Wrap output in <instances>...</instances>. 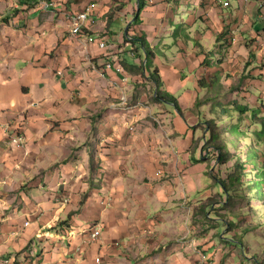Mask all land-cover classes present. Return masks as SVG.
<instances>
[{
  "label": "crops",
  "instance_id": "1",
  "mask_svg": "<svg viewBox=\"0 0 264 264\" xmlns=\"http://www.w3.org/2000/svg\"><path fill=\"white\" fill-rule=\"evenodd\" d=\"M175 1L179 14L184 9L190 20L213 24L197 38L200 45L211 51L223 44L232 61V53H243L231 77L222 73L224 97L264 113V0L234 1L231 8L216 0ZM90 5L93 16L76 37L67 14ZM136 8L134 0H0V264H199L203 254L210 264H246L233 239L220 235L222 218L202 217L215 193L203 183L210 168L206 142L196 136L219 115L205 107L196 112V103L205 93L200 81L216 69H204L190 43L179 57L184 72L179 62L161 71L183 112L166 103L137 105L146 96L137 85L143 77L108 65H141L146 56L133 36L145 31L157 50L174 25L162 16L175 8L171 0H150L143 25H135ZM163 56L157 53V65ZM163 108L172 115L167 137L150 123ZM13 134L25 135L26 147L13 143ZM106 197L111 207H103ZM97 223L103 234L90 242L86 233Z\"/></svg>",
  "mask_w": 264,
  "mask_h": 264
},
{
  "label": "rangeland",
  "instance_id": "2",
  "mask_svg": "<svg viewBox=\"0 0 264 264\" xmlns=\"http://www.w3.org/2000/svg\"><path fill=\"white\" fill-rule=\"evenodd\" d=\"M134 1H135V5L137 6L139 4V1H137V0H134ZM171 1H172L173 8H176V1L175 0H171ZM193 5H195V2ZM119 9L120 8L116 9V12H118ZM137 9H139V8H136L135 15L132 18H130L131 23L136 24V21H137L136 15L138 13ZM116 12H115V14H116ZM143 17H144V14H143ZM162 17L164 20H166V22H164V24L165 23L170 24V19L176 18V25L173 26L171 30H168L169 26L167 27L168 29L165 28V30H167L166 36L163 37L165 41L163 44L161 43L159 48H158L164 55L163 56L164 63H163V65L160 63L158 65L160 67L159 68L156 64V60H154L156 67L158 69H160V71H162V68L164 69V71H167V70H170L172 65L177 66V63L179 62V64H181L180 65L181 66L180 71L182 70V72H184V65H183L184 61H180L179 57L182 55L183 60H184V53L181 52V49L183 47L185 49L184 39H185L186 35L191 36V39L190 38H188V39L190 40L192 47L194 49H196L195 47H196L197 42H198L197 38L201 39L199 36L203 32L206 33L208 31V29H212V31H214V29H213L214 26L210 22V20L206 19V18H205L206 27L204 26L202 21H199L197 23H194L192 25L187 26L186 22L189 21V24H191L192 20H190L191 18H189L188 15H186L184 13V9L180 12V14L177 17L173 16V13H172V16L165 15ZM184 24H186V25H184ZM122 25H123V23H121V22L117 23L118 27H122ZM128 27L129 26H127L125 23V28L128 29ZM131 32H132V30H131ZM224 33L226 34V33H228V31H226ZM179 41H180V45L177 44V42H179ZM206 41L210 45L212 42L215 41V39L211 38V39H207ZM138 43H140V42H138ZM207 43L205 42V44L208 46ZM133 52L136 53L137 56H140L139 55V49H135L134 51H132V53ZM226 52H227V49H225V48L222 49L221 47H219V48L216 47V48H214V50H211L209 52L210 53L209 56H210V60L213 59L216 62L218 60L222 59L221 60L222 65L225 66L226 69H221L220 72L221 73L224 72L223 76L227 78L228 75H229V77H231L232 72L235 73V71H233V69H232V63L234 64V62L236 60H239V56L243 57V53H240L238 57L232 53V55L235 56V59L233 60L234 61L233 62L232 60L229 59V57L231 56V52L228 53V58H224V56H227ZM145 58L147 59V57H145ZM146 59H144V60H146ZM143 61H142L141 65H144ZM244 65H245V63H244ZM246 66H247V64L245 65V67ZM234 69L237 71V68H235V65H234ZM150 72H151V70H149L148 74H147L149 77H151ZM167 73H168V71H167ZM148 76L143 78V80H142L143 82H140V83L137 82L138 87L140 88L141 91H144L146 96H144V99H145L144 101H142V99H141L142 97L139 96V98H140L139 102L140 103L139 104L136 103V104L140 105V106H146V107L151 106V105H156V103H154L152 100L154 97V94H155L156 84L154 83L152 78H149ZM149 82L153 84V88H151V89L148 87ZM223 83H225V82H223ZM202 85H203V87L201 86V88L205 89V93H203L201 96H199V98H201L202 101L204 99H208V98L212 99L211 103L205 104L203 106L207 109L208 112H210V114L212 113L213 108H215V110H217V115H220L221 113H223V109H224V106H221V104L229 106L232 104V102L235 101L234 100L235 98L233 96L231 97V95H229L225 98L224 95L221 94V91L224 88L223 85H221V84H218L214 89H212L211 84H209V86H208L207 84L203 83ZM172 95H174V94L172 93ZM177 97L179 98V96H177ZM131 100H130V102H131ZM128 101H129L128 97L125 96L122 99L121 104H123V102H124L125 104L123 106H126ZM134 101H135V99H134ZM189 102H190V104H193L196 101H195V99H192ZM185 105H187V103H185ZM120 106H122V105H120ZM196 107H197V105H196ZM171 108H173L174 113H176L178 115L175 106L171 105ZM202 110H203V108L201 106H198L196 108V112H198V113ZM153 112H154V113H152L153 117H150V123H152L153 127L156 128L155 131H157L156 132L157 135L159 137L160 136L167 137L168 135L172 134V132H173L172 115L169 112H167L166 110H164V108L162 111L160 109H156V111H153ZM253 114L254 113L252 112L251 116ZM263 114L264 113H262L261 117L262 116L264 117ZM212 116H214L213 113H212ZM218 119H219V117H216L217 121H218ZM235 122H237V120ZM218 123L220 124V126L214 128L216 135H217L216 142L219 143L221 145V147H224V150H225L224 155L226 158H230L231 156L232 157L235 156V159L233 158L234 159L233 161H237V159H239L238 154L241 157H243V159H245L246 157L249 156L248 155L249 152L255 151L257 153H260L261 159H259V161H257V163H255L256 161L254 160V158H250V162L254 164L253 166H249V168L252 170L250 171V174L246 178H244L245 180H242L240 182L235 177V174H234L235 171L233 168V161L229 160L226 164L219 165V163L216 161V157L219 153L215 152L214 150H211L212 148H209L207 151L205 149L206 154L208 156L209 168L211 166L212 167L208 171L207 175L203 177L202 180H203L204 185H207V186H210L211 188H214L213 192L215 194H214L213 198L217 199L219 201V203L217 202V204L216 203L214 204V202H211V200H209L208 206L205 208L206 211H205V213L202 214V217H203L204 221H207V220L210 221L211 219H220L216 215V212H215L216 209H217L219 214H228V215L231 214V216H228L227 218L228 219L233 218V221H235L237 228L231 229L228 227V224L224 220H222V219H221V221L218 220L219 221L218 222V225H219L218 228L220 229L219 230L220 235L221 236L225 235L227 239H233V236H235V234H237L238 235L237 238L241 242V243L238 242L237 247L243 253L244 259L245 258L247 259L246 264H264V123H262V122H259V124L256 123V126L253 127V129L252 128L248 129L250 132V136H252V138H250V137L245 138V137L240 136L241 139L235 138L234 137L235 134H233V133H231V134L228 133V129H231V126H232L231 120L224 117L222 119V121H218ZM205 126H207V125H205ZM247 127H249V126H246L245 129H247ZM204 129H205V127H203L202 130L198 131V134L196 136L199 138L198 141L202 142V144L205 143L201 140V139H203V136L205 135ZM133 130H134V128H133ZM152 130L154 131V128ZM256 132H257V135L255 134ZM211 137H212V134L210 133L208 138L210 139ZM166 139H169V138H166ZM222 141L225 144H222ZM197 144L198 143L191 145V147L193 148L191 151H194L196 149ZM206 145H207V143L205 144V146ZM230 159H232V158H230ZM91 161H92V157H91ZM255 167H257V170L255 169ZM93 168H94V166H93ZM213 172H215V177L213 176ZM160 174H161V172H160ZM222 180L225 182L226 185L223 184ZM230 197L233 198V199H231V201H229ZM224 205H227L228 208L221 209L222 208L221 206H224ZM103 207H104V205H103ZM244 215H246V219H245ZM97 224H101V223H97ZM101 226H102V224H101ZM247 230H249V231H247ZM86 234L89 235V233H86ZM102 234H103V227H102L101 236H102ZM88 244H90V242H88ZM232 258H234V257L232 256ZM237 260L239 261V258ZM224 263H226V261L223 262V264ZM199 264H201V258H200Z\"/></svg>",
  "mask_w": 264,
  "mask_h": 264
},
{
  "label": "trees",
  "instance_id": "3",
  "mask_svg": "<svg viewBox=\"0 0 264 264\" xmlns=\"http://www.w3.org/2000/svg\"><path fill=\"white\" fill-rule=\"evenodd\" d=\"M139 1V10L138 13L136 15L137 21L135 25H143L144 23V19H143V14L145 12V10L150 6V0H138ZM179 3L180 2H176V8L174 9L173 12V16H178L179 15ZM177 13V14H176ZM170 22H173V26L176 25V18L170 19ZM197 22L196 17H192V21L191 24H189V22L187 23V26L192 25L194 23ZM183 25V24H182ZM186 25V24H184ZM132 30V27L130 29V32ZM131 33L128 34L126 36V40L128 42H132L131 41ZM138 42H140L141 44V49L144 51V54L146 55L147 59L144 60V65H132L130 63L126 62H122L124 69L126 70V72L132 74V75H139L142 76L143 78L147 77L148 75V71L151 70L150 72V76L152 78V80L154 81V83L156 84V91L153 97V102L154 103H166V104H170V105H174L176 110H178L179 112H183L181 105H180V101L179 98H177L175 95H172L171 93L165 91L164 87H165V82L163 80L162 74L160 69H158L156 67L155 61L157 59V52L158 53H162L159 49H154L151 47L148 35L145 33V31L143 30H139L138 32H136V35L133 36ZM223 37H225V35H222L220 39H222ZM191 39L190 35H186L185 39H184V47L181 49V52L185 54H187L188 52V48L187 46L190 44V40ZM183 40V39H182ZM197 45H196V50L198 51V56L201 57L200 60H203V62L201 63V66L210 71L212 69H216V72H212L210 74H208L207 77H204L201 81H200V87H203V83L207 84L209 86V84L212 85V89H214L218 84L222 85V73L220 72L219 68L222 66V62L220 60H218L217 62L214 61L213 59L210 60V51L207 50V48H205L204 46L200 45V41L197 40ZM225 42V41H222ZM178 45H180V41L177 42ZM225 45L222 44L221 48L224 47ZM183 57V56H182ZM205 64V65H204ZM158 66V65H157ZM201 68V67H200ZM234 90V88H233ZM223 91H225V89H222L221 94L223 95ZM212 99L208 98V99H204L203 101L201 100V98H198V102L196 103L197 107L201 106L203 108V106L205 104L211 103ZM221 106H224L223 109V113H221L219 115V119L218 121H222V119L225 117L229 120L232 121V126L231 129H228V133L231 134H235V138L237 139H241V137H245V138H252V136H250V132L248 129L255 127L256 123L259 124V120L261 119V115L262 113H260V110H252L251 107L249 105H245L243 103L240 102V100H235L234 102H232L231 105L226 106L221 104ZM215 110V108H213ZM217 111V110H215ZM254 113L251 116V113ZM260 113V114H259ZM255 115V116H254ZM258 119V120H257ZM237 120V122H235ZM218 121L216 119L211 120L209 122L206 123L207 126H205L204 131L207 132L206 133V137L203 136L202 141L206 142L207 145L205 146L206 151L209 148H212L211 150H214L215 152H218L219 154L216 157V161L219 163V165L222 164H226L229 160L233 161L235 159L234 157H230V158H226L225 157V150L224 147H221V145L219 143L216 142L217 139V135L216 132L214 130L215 127L220 126V124L218 123ZM250 124V125H249ZM246 126H249L246 128ZM210 133L212 134V137L209 139V135ZM254 134V133H253ZM257 135V132L255 133ZM241 136V137H240ZM206 138V139H205ZM222 144H225L222 141ZM212 153V152H211ZM248 157H246L245 159H243V157H241L238 154L239 159H237V161H233V168H234V174L235 177L241 182L242 180H245L244 178H246L249 174L250 171L252 169L249 168V166H253L254 164L250 162V158H254V160L256 161L255 163H257V161H259V159H261V155L260 153H257L255 151L249 152L248 153ZM91 157H92V164L94 166V170L96 171L97 167H98V162H99V158H98V154L96 149H92L91 150ZM237 157V158H238ZM234 158V159H233ZM212 167V166H211ZM210 167V168H211ZM250 169V170H249ZM255 169L257 170V167H255ZM249 170V171H248ZM213 176L215 177V172H213ZM223 184H225V182L222 180ZM226 185V184H225ZM231 201V199H233L232 197L229 198ZM211 202H214V204L218 202L217 199L211 198L210 199ZM221 209H226L228 208L227 205L221 206ZM216 215L219 218H222L223 220L226 221V223L228 224L229 228H237V225L235 223V221H233L232 219H228V214H219L217 209H216ZM245 219H246V215H244ZM238 230V229H237ZM249 231V230H247ZM238 235L235 234V236H233V241L236 245H238V242L241 243L238 240ZM223 239H226V236H223Z\"/></svg>",
  "mask_w": 264,
  "mask_h": 264
},
{
  "label": "built area",
  "instance_id": "4",
  "mask_svg": "<svg viewBox=\"0 0 264 264\" xmlns=\"http://www.w3.org/2000/svg\"><path fill=\"white\" fill-rule=\"evenodd\" d=\"M243 2L248 3L253 0H216V2L222 4L225 8H231L233 6V2ZM46 8L53 7L54 3L45 2L44 5ZM94 13V6L90 5L86 7L83 11L75 14H67V19L71 23V32L76 37H81L84 34L85 28L88 24V22L91 20V17ZM90 42L94 43L97 41L96 37H90ZM101 48L106 49L108 47V44L106 42L100 43ZM109 68H115L119 73L125 74V69L123 66H116L113 63H109ZM125 81H128V78L125 77ZM125 103L123 102L122 105ZM9 128H11L9 126ZM12 142L17 144L20 147H26L27 145V138L23 134H13L11 138ZM68 200H64V203H66ZM102 205L105 207H111L112 206V199L110 197H106L104 200L101 201ZM102 232V226L101 224H96L95 226L91 227V229L87 232L89 233L88 238L90 242L97 241L101 237ZM81 249H79L80 251ZM97 263L101 262L100 258H97ZM201 264H210V259L207 255L203 254L201 255Z\"/></svg>",
  "mask_w": 264,
  "mask_h": 264
}]
</instances>
